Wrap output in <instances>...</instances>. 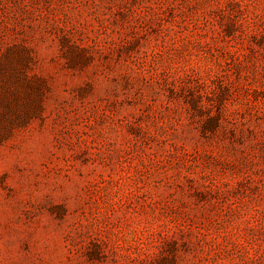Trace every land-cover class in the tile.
Returning a JSON list of instances; mask_svg holds the SVG:
<instances>
[{"label":"rangeland","instance_id":"1","mask_svg":"<svg viewBox=\"0 0 264 264\" xmlns=\"http://www.w3.org/2000/svg\"><path fill=\"white\" fill-rule=\"evenodd\" d=\"M0 264H264V0H0Z\"/></svg>","mask_w":264,"mask_h":264}]
</instances>
